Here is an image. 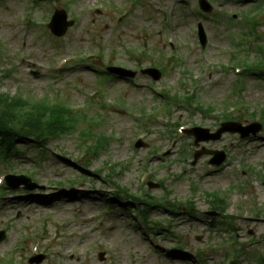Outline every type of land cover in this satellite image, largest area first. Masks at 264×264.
Here are the masks:
<instances>
[{
  "label": "rangeland",
  "instance_id": "1",
  "mask_svg": "<svg viewBox=\"0 0 264 264\" xmlns=\"http://www.w3.org/2000/svg\"><path fill=\"white\" fill-rule=\"evenodd\" d=\"M27 1L0 0V92L48 95L88 116H82L74 134L51 139L43 152L33 143H19L21 152L9 157L11 169L0 162L1 174L29 173L32 181L44 185L33 192L10 189L0 199V229L7 231L0 241V264L10 257L14 264H259L264 256V128L257 136L241 139L226 133L196 147L194 138L180 135L176 125L215 131L224 121L229 98L250 107L240 113L229 109L235 117L241 114L243 124H264V76L249 74L237 96L236 69L222 67L231 66V46H241L235 44L239 26L226 17L238 12V18L259 0H209L216 18L205 16L198 0H45L34 7ZM61 8L75 24L53 39L46 21ZM119 12L125 17L115 24ZM259 15L258 43L264 45V10ZM199 21L209 38L204 49L198 41ZM249 38L244 53L252 51L253 60L258 45ZM144 49L164 62L161 80L153 82L140 73L130 80L105 72L110 64L133 70L151 65L155 60L142 55ZM88 54L91 61H78ZM61 58L70 61L62 66ZM60 68V74L49 73ZM193 92L203 109L185 104L165 111L169 102L163 94L183 97ZM211 104L214 109L206 111ZM89 125L110 138L107 150L97 156L85 155L81 142L80 129ZM138 138L146 145L137 148ZM88 142L94 144L95 138ZM203 146L227 153L219 169L208 155L192 164L194 151ZM105 178H114L130 193L146 191L157 197L162 206L149 212L156 229L145 225L138 210L133 211L137 205H125V199L114 200L107 212L104 205L111 206V201L105 197L112 184ZM149 181L161 187L149 188ZM212 191L225 196L227 215L222 220L223 214L218 215L214 223L206 214L213 206L208 197ZM38 239L40 251L33 254ZM41 253L42 262H29Z\"/></svg>",
  "mask_w": 264,
  "mask_h": 264
},
{
  "label": "trees",
  "instance_id": "2",
  "mask_svg": "<svg viewBox=\"0 0 264 264\" xmlns=\"http://www.w3.org/2000/svg\"><path fill=\"white\" fill-rule=\"evenodd\" d=\"M259 58L254 64L262 62ZM226 119H234L224 114ZM79 123L77 112L62 102L51 103L48 99H25L16 96L12 99L0 94V145L4 149L13 146V139L21 136L42 142L50 137L72 133Z\"/></svg>",
  "mask_w": 264,
  "mask_h": 264
},
{
  "label": "water",
  "instance_id": "3",
  "mask_svg": "<svg viewBox=\"0 0 264 264\" xmlns=\"http://www.w3.org/2000/svg\"><path fill=\"white\" fill-rule=\"evenodd\" d=\"M201 5L203 8L207 11L212 10V6L206 1V0H200ZM67 14L64 10L57 11V13L54 16L53 22L50 24L51 28L54 30L55 33L58 35H62L65 33L68 26L73 24V21L67 22L66 21ZM201 36L203 39V42H206V37L203 32V29L201 28ZM110 71L121 74V75H127L132 76L135 73L131 72L126 69H122L119 67L109 68ZM147 72L151 74L154 78L158 79L161 76V72L156 69H148ZM262 126L258 123H253L248 126H242L238 122H225L222 124V126L218 129L217 132L211 133L209 129L205 128H193L191 130H187V133L194 134L196 137V144L199 143L201 140H210V139H219L222 134L226 131L230 132H240L242 137H245L250 134V132H253L254 135H256L260 130ZM202 135V136H201ZM213 153L215 157L211 160L212 163L220 165L225 160V154L216 150H206L203 149L201 151H198L195 155L196 159L202 154V153ZM13 177L11 176L9 180H11ZM34 187V185L29 186Z\"/></svg>",
  "mask_w": 264,
  "mask_h": 264
}]
</instances>
